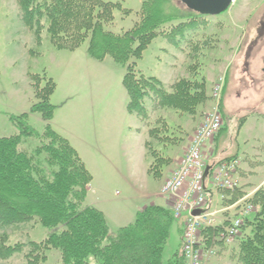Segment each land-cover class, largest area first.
<instances>
[{
  "label": "rangeland",
  "instance_id": "obj_1",
  "mask_svg": "<svg viewBox=\"0 0 264 264\" xmlns=\"http://www.w3.org/2000/svg\"><path fill=\"white\" fill-rule=\"evenodd\" d=\"M103 1L120 4L112 11V21L103 24L106 30L121 33L139 20L142 0ZM203 18L195 20L197 24L191 23L194 27L203 24V29L187 31L181 41L177 36L171 40L168 35H157L135 60V69L161 81H173L174 77H184L194 71L198 78L205 79L206 100L194 113L179 114L160 109L156 103L153 108L151 104L145 123H137L138 129L132 134L113 110L124 94L121 81L125 67L109 55L101 61L90 58L86 54L87 39L74 50L58 49L46 31H41L36 40L22 21L16 0H0V136L20 133V127L11 117L22 113L28 114L27 124L41 135L45 122L39 113L30 112L36 101L31 77L39 76L42 86L47 79H52L55 90L49 101L57 104L53 118L57 123L69 130L74 124L80 127L84 122L91 124L88 140L96 141L101 147L105 145L100 137H104L102 131L106 125L108 137L104 138L110 142H107L108 160L97 156L99 166L96 165V178L88 200L103 199L111 219L126 217L128 213L132 219L135 207L151 202L163 205L161 198L155 195L159 193L168 168L175 167L198 126L216 107L222 113L223 126L211 148L217 154L218 149L228 155L237 154L241 166H249L257 172L245 179L252 197L256 189L264 187V0H235L225 11ZM172 24L176 23L165 24L162 29ZM171 63L177 70H171ZM219 75L224 76L225 83L217 103V99L210 98V88ZM94 112H103L105 123L100 120V114ZM160 116L166 117L174 127L171 130L174 141H167L166 146L155 142L163 155L169 157V164H163L160 174L153 176L147 172L148 157L143 153L142 135H147L149 127L155 125ZM39 143L37 135L24 137L20 148L31 152ZM187 186L186 182L184 187ZM211 199L217 208L224 207L225 203L221 199L217 202L214 194ZM233 213L235 210L218 213L216 222L225 221ZM179 226L180 221L175 219L163 251L164 260L178 247ZM110 229L115 231L117 226L110 223ZM47 232L46 227L35 222L0 227V236L6 234L8 243L41 240ZM237 246V237L231 243L213 244L210 249H204V254L203 246L199 245L201 256L198 258L201 264H239ZM57 257L56 252H48V264H53ZM23 261L22 254H14L7 260H0V264H22ZM96 262L90 259L91 264Z\"/></svg>",
  "mask_w": 264,
  "mask_h": 264
},
{
  "label": "trees",
  "instance_id": "obj_2",
  "mask_svg": "<svg viewBox=\"0 0 264 264\" xmlns=\"http://www.w3.org/2000/svg\"><path fill=\"white\" fill-rule=\"evenodd\" d=\"M16 2L23 23L36 40L41 31H46L58 49L74 50L87 39L89 57L101 61L109 55L124 66L121 82L126 93L125 109L139 123H145L151 104L153 108L157 104L160 109L179 114L194 113L206 100L205 79L198 78L194 71L166 87L160 79L135 69V60L157 35H168L171 40L177 36L181 41L187 31L203 29V24L194 27L191 23L206 15L188 9L179 0H142L139 20L121 33L103 26L112 21V11L120 7L119 3ZM172 22L176 24L162 29ZM31 87L36 101L30 112L41 115L44 130L41 135L36 134L26 122L28 114L22 113L11 117L20 127V133L0 136V227L35 222L48 232L41 240L30 239L25 243H8L6 234L1 235L0 260L22 254V264H48V252L54 251L58 257L53 264H91V258L96 264H185L181 242L170 257L163 259L175 220L168 207L145 205L135 213L132 223L111 231L103 212L85 203L92 175L76 149L50 124L56 106L49 98L55 84L47 79L42 86L40 77L32 75ZM173 128L166 117L160 116L147 130L145 157H148L147 172L153 176L160 174L163 164H169V157L163 155L155 142L166 146L167 141H174ZM35 135L40 139L38 146L31 152L20 148L24 137ZM249 201L255 209L240 225L236 260L239 264H264V187L258 188ZM178 231L181 236L182 228ZM222 231L220 226L201 228L198 245L207 249L213 244H224Z\"/></svg>",
  "mask_w": 264,
  "mask_h": 264
},
{
  "label": "built area",
  "instance_id": "obj_3",
  "mask_svg": "<svg viewBox=\"0 0 264 264\" xmlns=\"http://www.w3.org/2000/svg\"><path fill=\"white\" fill-rule=\"evenodd\" d=\"M220 83L213 88L212 96L217 99L220 94L222 78ZM217 105V104H216ZM220 116L215 107L204 119L203 124L199 127L193 136L191 144L181 161L180 167L167 179L162 187L166 194L173 195L177 198L174 211L179 215L182 210H187L188 217L185 222L183 233V252L187 259V264H197L198 254L194 249L197 240L198 230L203 225L212 223L216 211L205 209L199 215L193 216L191 210L201 207L205 202L203 195V160L201 149L203 145L215 134L220 127ZM234 163H221L216 169L213 185L214 187H232L233 181L230 177ZM188 183L183 190L185 183ZM239 220H236L234 226L228 230L227 237L231 238L236 232V226Z\"/></svg>",
  "mask_w": 264,
  "mask_h": 264
},
{
  "label": "crops",
  "instance_id": "obj_4",
  "mask_svg": "<svg viewBox=\"0 0 264 264\" xmlns=\"http://www.w3.org/2000/svg\"><path fill=\"white\" fill-rule=\"evenodd\" d=\"M87 54V53H86ZM91 58V57H90ZM95 60V59H94ZM171 66V70L175 69L177 70V66L175 64H170ZM171 72V71H170ZM167 76V74H166ZM174 78H177V77H174ZM174 80V79H173ZM162 82L165 83V84H170L172 81H164V79H162ZM118 103V102H117ZM125 103H126V93H125V90H124V94L123 96L121 97L120 101H119V106L118 104L116 106H114V112H115V116H118L119 118L118 119H121L124 126L127 128V131L130 133L132 132L135 133L136 132V124L139 123L133 116L129 115L125 109ZM60 104V103H59ZM60 105H58L59 107ZM56 108H57V104H56ZM94 110V109H93ZM93 110H90V111H93ZM56 111V109H55ZM54 111V112H55ZM89 111V112H90ZM60 113V112H59ZM87 113V112H86ZM85 113V114H86ZM94 113H97V114H100V120L103 121L105 123V120H104V114L103 112H94ZM93 113V114H94ZM55 114V113H54ZM54 114H53V117H52V120H51V125L52 127H54L55 131H57L58 133H60L62 136H64L69 142L70 144L76 149V151L78 152L79 156L81 157V159L83 160L85 166L87 167L88 171L91 173L92 175V180L90 182V185H89V188H88V193H87V196H86V201L89 199V195L91 193V190L92 187V183H94L95 181V178H96V165L99 166V163H98V157L97 156H102V158H107L108 160V155L106 153V151L108 150V143H110L109 141L106 140V138L104 137H108L107 135V130H106V125L104 126L105 128L103 129L102 131V136L104 137H100L102 138L103 140H105L103 143L105 145H103L102 147L96 142V141H92V140H88V135L87 134H91V124H86L85 122L81 125V127L79 125H76L74 124L73 127H69L70 130L64 126H62V124L59 122L57 123L55 121L54 118ZM91 113L88 114V116L90 115ZM133 117V118H132ZM106 118V117H105ZM129 119H131V123H128ZM127 120V122H126ZM126 122V124H125ZM67 124V123H66ZM95 123H93L94 125ZM121 129V128H120ZM119 133L122 134V130L119 131ZM143 140L145 141V137L143 135ZM218 138V137H217ZM216 138V139H217ZM134 140V137H132L130 139V141L132 142ZM143 141V143H144ZM216 141V140H215ZM115 149V147H114ZM143 153H144V156H145V148L143 147ZM88 154V156H86ZM218 154H221V155H228L226 152L224 151H221L218 149ZM217 153H215V156L216 158H219L221 156H219ZM178 161L176 162V165H177ZM250 164V163H249ZM175 165V166H176ZM172 169L168 168L167 172H166V175L165 176H168L170 174V171ZM257 173L255 170H252L251 168L248 167H243V166H240L239 170H238V174H237V178L239 180V183H240V189L238 190L239 193H241V196H248L251 194L252 191H249L247 190L246 188V178H250L251 176L250 175H253ZM245 176V177H244ZM165 178V177H164ZM258 185V184H257ZM157 198H161V200L163 201V205L164 206H167L169 207V200L167 197H164L162 196L160 193H157L155 195ZM149 196L146 195V198H148ZM87 204L89 205H92L96 208H98L99 210H101L110 226V223H113L115 226H117V228L121 227V226H125V225H128L132 222V220H134L133 218L135 217V213L141 209L142 207H144L145 205H142L140 207H135L134 209V215L131 219V213H128L125 216H118V217H115L116 220H119V221H116L115 219H111L110 217L107 216V213H106V209L104 208L105 203H104V200L103 199H100V200H88L87 201ZM149 204H155L154 202H151ZM160 205V204H159ZM162 205V204H161ZM162 205V206H163ZM123 218H126V222H123ZM179 227L182 228V225H180ZM178 227V229H179ZM179 233V231H178ZM179 235V234H178ZM180 237V236H179ZM179 242H180V238H179ZM179 244V243H178Z\"/></svg>",
  "mask_w": 264,
  "mask_h": 264
},
{
  "label": "water",
  "instance_id": "obj_5",
  "mask_svg": "<svg viewBox=\"0 0 264 264\" xmlns=\"http://www.w3.org/2000/svg\"><path fill=\"white\" fill-rule=\"evenodd\" d=\"M179 1L182 4H184L188 9L204 15H217L225 11L231 3V0H179ZM206 173H207V169L205 170V174ZM196 213H199V211L194 212V214Z\"/></svg>",
  "mask_w": 264,
  "mask_h": 264
}]
</instances>
